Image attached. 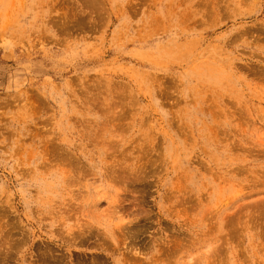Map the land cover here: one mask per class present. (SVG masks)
<instances>
[{"label": "rangeland", "instance_id": "374dc122", "mask_svg": "<svg viewBox=\"0 0 264 264\" xmlns=\"http://www.w3.org/2000/svg\"><path fill=\"white\" fill-rule=\"evenodd\" d=\"M0 264H264V0H0Z\"/></svg>", "mask_w": 264, "mask_h": 264}]
</instances>
